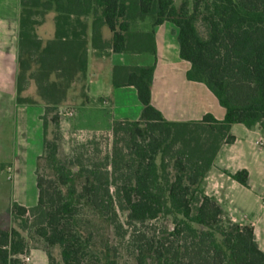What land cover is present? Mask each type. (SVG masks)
Instances as JSON below:
<instances>
[{"label":"trees","instance_id":"1","mask_svg":"<svg viewBox=\"0 0 264 264\" xmlns=\"http://www.w3.org/2000/svg\"><path fill=\"white\" fill-rule=\"evenodd\" d=\"M200 4L196 0L191 11L186 3L178 7L173 0H22L16 100L36 103L23 96L33 79L47 103L46 113H54L51 119L46 115L42 119L45 135L50 123L55 126L54 138L46 136L44 142L55 177L38 176L37 204L26 207L14 202L10 212L23 226L32 221L35 232L48 244L59 245L64 264H124L118 260L117 247L103 243V236L82 212L87 204L117 233L123 229L110 173L90 169L79 190L72 169L58 158V105L75 79L86 75L90 45L156 55L153 31L132 29L135 21L147 18H154L153 26L171 21L179 28L181 57L192 64L188 78L204 82L226 109V116L219 120L208 113L201 120L170 121L152 104L156 63L115 66L114 85L134 86L143 105L138 120H118L113 126L115 134L131 132L134 162L118 188L129 211L127 224L136 228L160 216L172 217L173 226L151 247L156 264H264L254 227L224 225L223 209L203 186L222 145L236 141L233 124L248 128L259 124L264 130V0H210L207 36L198 29ZM43 6L57 13L54 37L45 44L35 33L38 22L33 20L35 8ZM89 17L93 18L91 36ZM105 26L112 33L111 41L103 39ZM227 173L249 187L247 169ZM26 253L27 240L19 229L0 230V264H24L20 256Z\"/></svg>","mask_w":264,"mask_h":264},{"label":"rangeland","instance_id":"2","mask_svg":"<svg viewBox=\"0 0 264 264\" xmlns=\"http://www.w3.org/2000/svg\"><path fill=\"white\" fill-rule=\"evenodd\" d=\"M173 1L178 7L186 3L191 11L196 2V0ZM209 1L200 0L198 11V29L203 36H207L206 18L210 12L207 9ZM35 10L37 14L33 20L38 22L35 25V33L45 44L54 37L57 13L54 9L45 10L44 6ZM92 21V17L87 18L90 36ZM153 22L154 18L138 20L133 23L132 29L137 32L151 31ZM103 29L109 28L105 26ZM24 57L30 59L29 55ZM31 63L34 71L36 66L32 60ZM52 78L54 79V76ZM34 82L33 79L28 81L26 93L24 92L23 95L33 97L36 103L20 106L10 95L8 105L0 107V230L15 227L22 232L28 244V253L20 256L24 264H64L59 245L48 244L35 232L32 221H28L23 226L22 220L10 212L14 202L26 207L37 204L38 190L35 183L38 176L47 179L55 177L54 169L46 158L44 143L46 136L49 139L54 138L55 126L50 123L48 133L45 135L42 119L45 115L51 119L54 113H46L47 103L39 95ZM83 95V78L78 76L71 84L67 98L58 105L60 114L58 158L72 169L79 190L85 184L90 169L96 167L109 171L111 193L123 229L117 233L115 226L105 221L87 204L82 210L84 218L92 221V226L98 229L99 235L103 236L100 237L103 243L109 241L117 247V256L121 263L141 264L142 258L146 261L144 264H156L151 247L167 229L173 226L172 217L160 216L156 220L138 224L136 228L127 224L129 211L125 208L118 188L127 177L128 167L133 166L134 162L130 144L131 132L115 134L113 126L116 120L106 123L103 120H96L91 125L82 111ZM18 117L20 120L16 121ZM254 128L261 133L258 143L254 146L263 150L264 130L259 124ZM159 162L160 157H158ZM31 179L34 181L32 191ZM221 219L226 226L232 223L240 224V221L227 211L223 212ZM49 254L52 260H49Z\"/></svg>","mask_w":264,"mask_h":264},{"label":"crops","instance_id":"3","mask_svg":"<svg viewBox=\"0 0 264 264\" xmlns=\"http://www.w3.org/2000/svg\"><path fill=\"white\" fill-rule=\"evenodd\" d=\"M21 11L22 0H0V107L8 105L10 95L17 99ZM151 31L155 36L156 55L151 52L118 53L110 47L100 50L90 45L88 69L82 77V111L91 125L96 120L105 123L138 120L143 105L137 89L134 86L116 87L114 68L117 65L148 66L154 63L152 104L165 118L195 121L211 113L223 120L226 109L215 94L204 82L190 80L187 76L192 64L181 57L179 28L171 21H164L152 26ZM103 39L112 40L109 29H103ZM231 132L236 136L235 143L222 145L203 186L207 194L213 196L220 207L231 213L240 224L254 227L256 243L264 251V149L254 146L261 133L242 123L233 124ZM243 169L249 171V187L227 173L235 174ZM33 182L31 179V191L34 190Z\"/></svg>","mask_w":264,"mask_h":264}]
</instances>
